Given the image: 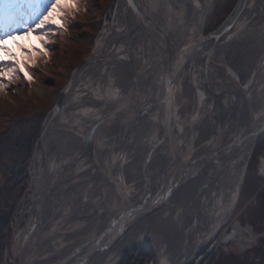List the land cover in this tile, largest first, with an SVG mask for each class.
Here are the masks:
<instances>
[{
	"label": "bare ground",
	"instance_id": "1",
	"mask_svg": "<svg viewBox=\"0 0 264 264\" xmlns=\"http://www.w3.org/2000/svg\"><path fill=\"white\" fill-rule=\"evenodd\" d=\"M213 3L117 1L68 103L40 126L32 184L41 195L44 177L58 182L46 187L38 214L28 204L35 218L0 264H199L198 254L219 246L213 236L240 190L263 200L264 159L249 158L264 142V47L256 49L258 40L264 46V0H236L220 27L200 37ZM239 71L249 78H236ZM249 160L262 165L253 188ZM260 205L253 209L264 215ZM238 234L240 225L223 242ZM243 240L241 251L251 245Z\"/></svg>",
	"mask_w": 264,
	"mask_h": 264
},
{
	"label": "rangeland",
	"instance_id": "2",
	"mask_svg": "<svg viewBox=\"0 0 264 264\" xmlns=\"http://www.w3.org/2000/svg\"><path fill=\"white\" fill-rule=\"evenodd\" d=\"M235 1L236 0H223L222 4H217L218 0H214L213 5L210 6V9L205 16L206 26L204 25V29L200 37L207 35L220 27L223 20L226 19V17L233 9ZM142 2L143 0H141V3ZM88 4L91 5L92 2H88ZM116 5L117 2H115L114 6L111 8L113 10V13L111 10L107 16H103V19L96 23V27H93L95 29V34L93 33L94 36H88V38L84 37L81 40L82 44L80 46V49L76 52L70 50V48L68 47L71 42L67 40V37L65 41L59 40L57 35L52 38V31L46 30V34L48 36H46V38L44 39V43L49 48V54L43 55L44 57L49 56L45 60L46 63H44L47 66L44 67L43 70L36 72L32 71L31 69V72L28 71L29 67L26 68V70L24 69L23 71L27 72V76L24 72L22 74L23 77L21 80H18V77L16 75L23 72L21 70V67H18L17 65V62H19L18 58H20L21 56L18 52L15 55L14 53L10 52L9 48L11 45L10 43L12 42L11 39L5 41L4 43V47L8 49V52L11 54V56L5 55L3 52H0V62L9 65V69H6V71H13L12 76L0 73V80L3 81V86L0 87V150H5L4 153L0 152V220L5 219L3 227H0V244L1 242H3L4 245H6L4 249H6L7 251H11L16 247V245L18 244V240L22 236L21 230H25V228H27V225L32 224V219L35 218L32 214L28 215L27 209L28 204L32 205L34 209L35 202L32 203L33 199H35V196L40 193L38 189L33 188L32 182L33 180L35 181V179L37 180L39 178V173L37 170H35L36 168H34V166L37 165L38 162L36 160L41 155L38 150L36 151L37 140L42 136L41 127L44 126L45 118H47V116L49 117L50 112L55 107V104H57V101L63 94L65 88L69 84H72L73 77L80 72L79 67L84 65L85 63H88V61L90 60L91 55L96 48V40L103 31L106 32L107 29H104L106 24L108 25V23H112V19H114L112 14L115 15ZM227 8H229L230 10L227 11ZM28 11H30L29 8ZM90 12V16L93 15V20L98 21L99 18L97 16L95 17L94 10L92 9V11ZM185 20L186 19H184L182 23L185 22ZM259 21L260 17H256L254 19L252 18V20L247 22L245 31L255 29ZM239 35L240 34H237L236 37H238ZM188 37H186V42H188L189 40ZM40 43V39H33L31 40V42H29L28 47L34 45L28 49L29 58L31 57V54L34 53L32 51L33 49H39ZM28 47L24 49L26 50ZM262 47H264L263 43L258 40L256 49H262ZM255 58V62H257L258 57ZM235 60H238V58H236ZM13 64L15 65L14 68H12ZM202 64H204V57L202 59ZM30 65L31 61H29L26 66ZM186 69V72H188V66ZM47 75H49L50 78H44ZM236 75H234V77H241L242 79L245 78V80L250 76L240 71L239 74ZM5 76H8L10 79L5 78ZM78 84L76 83L75 86L77 87ZM76 87L73 89L74 92L76 90ZM67 94L68 92L66 91V95ZM66 103L68 102L65 101V103H62V109L64 108ZM260 111L261 110H259L258 115L261 114ZM28 118H34V120L32 121H35V128H38V123L39 126H41L38 137L35 139V137H33L34 135L32 134L35 130H30L28 132V138L23 142L22 140H17V138L14 136L9 138L11 136L9 135V133L17 135V124L26 122ZM262 143L263 147L257 148L254 153L255 156L250 157L249 159H264L262 158L264 152V142ZM10 147L14 148L11 151H8ZM47 147H45V153H48L47 151L52 149L51 147H49L50 149ZM256 155H259V157H256ZM250 162L251 161L249 160L246 165V172L248 177L246 184H250L253 182L251 184V188H253L257 187L256 185L258 184V181L256 180V171L259 167L261 169L262 165H259L261 163H259L258 161H254L257 163L256 166L249 164ZM260 176L262 177V175ZM58 179L59 178H56L55 180H53L54 182H50L48 180V177H44L42 181L46 183H44V186L42 188L46 191V189L51 186V183H57ZM47 182H49L50 184H47ZM101 189L102 188L100 187V190ZM240 191V193L238 192L239 195L237 196V200L240 201L239 205L235 210H232L229 218L213 236V240H221L219 246L213 247L211 249L209 246V250L208 248H205L203 250L205 254H198L196 256V259H199V264H264V222L262 221L264 215H260V212L253 209L260 208V203H264V193H260V196L263 197V200H260V202H258L250 200L249 198H245L244 194H246V192H243L242 190ZM48 196L49 195L47 193L45 199ZM260 196L258 195V197ZM38 197H41V195H38ZM112 198L113 195L109 196V200ZM113 201H115V199H113ZM241 205L250 206V212L248 211L247 206L242 209L241 207H239ZM259 216H261L262 218L260 219ZM237 225H240L241 234H238L236 236V240L223 242L225 238L229 239L231 237L233 228ZM6 226L11 227V229L7 228L6 236H3L4 230H6ZM260 229L262 230L261 233ZM247 237L251 238L249 241L251 245H249V248H245L244 250H242V252L237 248L236 244L238 243L239 245H241V240ZM258 242L259 244H256ZM252 243L254 244V246ZM146 246L148 245L145 244L141 248L145 249L147 248ZM139 249L140 248H138V250L134 248L132 251H130V253L135 251L134 254H136V256H139L140 253H137L140 252ZM149 250L150 247L147 248V251ZM3 252L4 251H2V253ZM204 256L205 258L203 260H200V258ZM149 259H146L147 262L149 261ZM121 262L119 264H121ZM5 264H9L8 261H6ZM154 264H156V259H154Z\"/></svg>",
	"mask_w": 264,
	"mask_h": 264
},
{
	"label": "trees",
	"instance_id": "3",
	"mask_svg": "<svg viewBox=\"0 0 264 264\" xmlns=\"http://www.w3.org/2000/svg\"><path fill=\"white\" fill-rule=\"evenodd\" d=\"M115 1L116 0H74V7H71V8L65 7L64 8V12L67 13L66 16H63L62 13L53 12L52 13V20L54 22H50L49 24H47L45 26V28L43 30H40V31L42 32V35L44 36V38H46V36H48L46 34V30L52 31L51 32V34H53L52 38H54V36L57 35L59 40L65 41L66 37H67L68 38L67 40H69L72 43V46L70 43L68 45V47L70 48V50L76 52L77 50L80 49V46L82 44L81 40L84 37L88 38V36L89 37L94 36L95 29L93 27H96V23H98L101 19H103V16L106 15L107 10H109L113 7ZM72 2H73V0H60V3L62 6L65 4H71ZM88 2H90V3L92 2V4L89 5ZM215 3H216V1H215ZM222 3H223V0H221V1L218 0L217 4H222ZM92 9L95 12V17L97 16L99 18L98 21L93 20V17H92L93 15L90 16V14H91L90 11H92ZM62 16H63V18H61ZM95 21H97V22H95ZM29 37H32L35 40L38 39V37L35 34L25 36V38H29ZM32 46H34V45H32ZM31 47L29 46L26 50L22 49L21 46L19 47L18 50H19V53L21 56L20 60L22 62L26 63L25 65H27L28 62L31 61V65L26 66V68L29 67L28 71H30V72H31V70L34 72L43 70L44 67L47 66L46 64H44V63H46L45 60L49 57V56L44 57L43 54H46V55L49 54L48 46H46L45 43H43V44L40 43L39 49L37 50V52H39L40 54L37 55L36 52H34L31 54V57L29 58L28 57V55H29L28 49ZM25 53H27V55ZM5 78H9V77L5 76ZM44 78L48 79V78H50V76L47 75ZM32 120H34V118H32V119L28 118V120L26 122H21V123L17 124L18 125L16 127V129L18 130L16 133L17 135L9 133V135H11L9 138L14 136L17 138V140H22V142H23L28 138V132L30 130L31 131L35 130L32 134L34 135L33 137H35V139H36L39 135L40 126L38 123L37 124L38 128H35V126H36L35 121H32ZM13 148L14 147H10L8 149V151H11ZM15 150H16V148H15ZM0 152L4 153L5 150H0ZM4 220L3 219L0 220V227L1 228L3 227ZM2 243L3 242H1V244H0V253H2L3 249L6 246V245H4V243L3 244ZM146 251H147V249H146Z\"/></svg>",
	"mask_w": 264,
	"mask_h": 264
},
{
	"label": "snow or ice",
	"instance_id": "4",
	"mask_svg": "<svg viewBox=\"0 0 264 264\" xmlns=\"http://www.w3.org/2000/svg\"><path fill=\"white\" fill-rule=\"evenodd\" d=\"M25 3L30 9L27 18L17 11V7ZM65 7H74V0L71 4L63 6L60 0H0V52L11 56L8 49L4 47V43L9 39H15L16 36L35 34L40 39L41 44H43L45 38L40 30H43L50 22H54L52 20L53 12L62 13L63 16H66ZM21 25H24L22 29ZM32 51L36 52L37 55L40 54L36 49ZM25 54L27 55V53ZM14 67L15 65L13 64L12 68ZM25 68L26 65L21 64V70L23 71ZM6 69H9V65L0 62V73L12 76L13 71H6ZM25 75L27 76V72H25ZM2 86L3 81L0 80V87Z\"/></svg>",
	"mask_w": 264,
	"mask_h": 264
},
{
	"label": "water",
	"instance_id": "5",
	"mask_svg": "<svg viewBox=\"0 0 264 264\" xmlns=\"http://www.w3.org/2000/svg\"><path fill=\"white\" fill-rule=\"evenodd\" d=\"M141 9H142V6H141ZM234 11V10H233ZM234 13H235V11H234ZM71 83V82H70ZM71 84H69L66 88H65V90L63 91V94L59 97V99H58V101H57V104H55V107L53 108V110L51 111L52 112V114L54 115L56 112H59V110L61 109V107H62V103L64 102V95H66V91H68V87L70 86ZM96 170H97V168H96ZM97 171H99V170H97ZM216 173V172H215ZM214 173V174H215ZM213 174V175H214ZM106 175V174H105ZM35 181H36V179H35ZM34 186V185H33ZM34 188V187H33ZM47 191H48V189L46 190V192H45V194H41V197H38V195H40V193H38L36 196H35V198H36V201H35V203H34V209L36 210V213L38 214V212H39V208H40V206L41 205H43V202L45 201V197H46V195H47ZM37 202V203H36ZM126 224V223H125ZM120 230V229H119ZM111 241L112 240H110L108 243L110 244L111 243ZM80 245L81 244H79V245H77L76 247H74L73 248V250L74 249H78L79 247H80ZM106 248H108V246H104V248H103V250L104 249H106ZM102 250V251H103ZM20 253H17V255H19ZM67 260V259H66ZM66 260H64V261H62L63 263L64 262H66ZM61 262V263H62ZM62 263V264H63Z\"/></svg>",
	"mask_w": 264,
	"mask_h": 264
},
{
	"label": "flooded vegetation",
	"instance_id": "6",
	"mask_svg": "<svg viewBox=\"0 0 264 264\" xmlns=\"http://www.w3.org/2000/svg\"><path fill=\"white\" fill-rule=\"evenodd\" d=\"M262 158H263V157H262ZM237 226H238V225H237ZM260 233H261V232H260ZM244 239H248V240H250L251 238H248V237H247V238H244Z\"/></svg>",
	"mask_w": 264,
	"mask_h": 264
}]
</instances>
